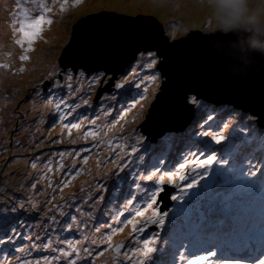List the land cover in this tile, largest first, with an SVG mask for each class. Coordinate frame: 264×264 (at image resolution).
<instances>
[{"label":"snow or ice","instance_id":"obj_1","mask_svg":"<svg viewBox=\"0 0 264 264\" xmlns=\"http://www.w3.org/2000/svg\"><path fill=\"white\" fill-rule=\"evenodd\" d=\"M75 2L79 3L80 0ZM6 3L7 0H0V5ZM67 3L68 0H63L60 11H64ZM38 7L42 12L51 10L44 3ZM215 7L217 17L221 18L233 6L220 0ZM19 23L24 40H17L16 43L22 45L27 41L30 46L28 50L31 51L42 25H51L53 21L41 14L27 21L21 19ZM217 39L231 41L236 37L221 36ZM205 50L214 62L196 73L193 86L185 88L181 96L185 107L193 106L188 109L193 113V118L182 128L161 132L155 140L133 129L121 152L111 157L113 168L104 173L103 182L98 181L82 198L87 203V210L69 198L64 205L57 206L60 208L59 216L63 218L60 219L50 209L45 212L47 202L43 207L31 202L29 211L44 213L41 222L44 238L36 233V240H33L31 235L21 234L16 226L6 220L0 226V246H3L0 264H9V258L13 256L16 257V264H40L41 260L50 264L57 259L55 255L32 256L33 250L49 248L52 253H59L65 258L75 253L76 259L69 260L68 264H77V260H81L82 264H93L91 258L103 255L104 249L94 251L87 246L88 242L91 245L107 244L114 253V264H264V155H256L258 150H264V117H259V123H245L246 120H254L255 114L233 106L224 110L228 115L225 121L219 118L223 113L200 90L224 75L246 78L259 73L264 76V55L253 53L243 58L235 50L227 47L216 50L209 44ZM137 56L140 58L138 64L143 62L148 69H156L147 76L149 81H157V73L168 76V59L159 47H137L134 59ZM20 59L27 60L28 57L21 56ZM78 67L74 66L71 71L67 66L63 69L53 68L48 73L49 83L46 86L38 85L34 94L46 101L45 107L54 106L58 118L64 119L68 114L64 109L74 111L81 104L92 107L89 103L91 91H84L80 87L85 80L88 90L102 88L111 81L116 91L99 97L101 103L94 110V119L90 123L95 124L101 115L110 116L113 110H117V105L119 119H124L127 90H119L124 89L127 79L119 82L112 78L107 69L85 68L77 72ZM74 81L76 87L73 86ZM141 83L137 82L135 87L139 89ZM78 92L81 93L80 103L67 104L64 97ZM144 92L147 93V87ZM146 98L145 95L140 96L141 100ZM133 103L139 101L133 99ZM214 115L218 118L214 119ZM115 123L118 120L113 122V127ZM80 126V123L71 124L72 128ZM252 145L256 147L252 148ZM116 146L121 147L119 144ZM59 155L64 156L65 153L60 152ZM31 167L35 169L36 163L33 162ZM112 177L115 179L109 185L107 181ZM38 182H32L30 188L35 189ZM121 182L126 186V195L125 188L119 187ZM117 190L120 195L114 197L113 193ZM113 199L118 201L115 211L109 207ZM167 200L176 204L167 206L165 210ZM24 207L21 203L20 208ZM65 207L69 209L68 212L64 211ZM130 207L136 210L131 212ZM12 210H16L15 205ZM92 210H99L101 215L106 213L108 217L103 223L98 218L93 223L94 233L101 234L99 240L86 233L82 237L76 236L74 240L67 237L53 240L52 232L59 236L62 231L79 233L82 226L87 228L93 219ZM148 210H151V214L143 219ZM125 213L128 215L125 216ZM118 223L131 225L132 239L127 244L121 242L113 247L112 235L122 231L114 226ZM149 225L154 228L146 232ZM102 229L109 232L103 233ZM161 231L166 233L163 237ZM24 240L29 243H22ZM57 242L69 245L71 251L55 247ZM82 242L85 243L83 248L75 246Z\"/></svg>","mask_w":264,"mask_h":264},{"label":"rangeland","instance_id":"obj_2","mask_svg":"<svg viewBox=\"0 0 264 264\" xmlns=\"http://www.w3.org/2000/svg\"><path fill=\"white\" fill-rule=\"evenodd\" d=\"M215 2L216 0H80L76 3L75 0H68L64 11H60L63 0H7L6 4L0 5V65H3L0 67V226H3L7 220L12 226H16L21 234L31 235L33 240H36V233H39L41 238L45 236L41 230L44 213L29 211L31 202H36L41 207L47 202L45 212L50 209L52 214L60 219L63 218L59 216L60 208L57 206L64 205L69 198L87 210V203L82 198L87 196L89 190L98 181L103 182L104 173L113 168L110 163L111 157L121 152L132 130L140 131L137 126L144 119L150 103L159 91L161 81L159 74L157 73L159 77L157 81H149L147 76L155 72V69H148L143 66V62L138 64L140 58L137 57L136 61L115 79L119 82L127 79L124 89L119 90L122 92L127 90L124 97L126 113L124 119H119L120 113L117 111L119 105H117V110H113L110 116L101 115L95 124L90 123L94 119V110L98 109L101 101L99 98L94 100L97 88L88 90L87 80L80 87L84 91H91L89 103L92 107L81 104V107L74 111L64 109L68 113L64 119L58 118L54 106L45 107L46 101L41 96L35 95L34 90L38 85L46 86L49 83L48 73L53 68L60 69L57 60L70 38L72 26L87 15H83V8L91 4L88 9L92 10L88 15L93 14L91 13L94 12L93 9L98 12L104 11L106 14L114 12L127 16H137L150 11L159 18L160 22H163L161 23L164 25L166 35L173 39L184 36L189 28L206 32L213 30L215 22L208 6L214 5ZM40 3L46 4L51 10L42 12L38 7ZM41 14L51 19L53 23L42 25V31L34 39L32 50L29 51L30 46L27 41L22 45L16 43L17 40H24L23 34L19 31V22L21 19L27 21ZM75 15L83 16L73 19ZM21 56H27L28 59L21 60ZM141 81V87L137 89L135 84ZM73 86H77L75 81ZM145 87L147 93L144 92ZM109 90L100 96L116 91L112 86ZM80 95L81 93L78 92L64 98L67 104L71 105L73 102L80 103ZM141 95L147 98L141 100ZM133 99L139 103H133ZM218 106L221 107L218 111L222 112L225 105ZM222 113L223 116L219 118L228 119L225 118L227 113H224V110ZM115 120H118V123L113 127ZM73 123H80L81 126L72 128ZM117 144L121 147H117ZM255 147L256 145H252V148ZM60 152H64L65 155L60 156ZM256 155H264V150H258ZM33 162L37 165L35 169L31 167ZM113 179L115 177L109 179L107 183L111 185ZM35 180L39 182L35 189H31L30 184ZM119 187L125 188L126 195V186L121 182ZM119 195V190L113 193L114 197ZM21 203L25 205L23 209L20 208ZM117 203L118 201L113 199L109 207L115 211ZM13 205L15 211L12 210ZM136 207L138 208L139 205ZM135 210L131 207L129 209L131 212ZM64 211L68 212L69 209L65 207ZM77 215L79 217V214ZM127 215L128 213H125V216ZM149 215L146 214L143 219ZM92 217L87 228L82 226V231L79 233L62 231L59 232V236L56 232L50 234L54 241H58L60 237L74 240L76 236L82 237L85 233L89 236L94 235L99 240L101 234L94 233L93 223L96 218L103 223L108 217L106 213L101 215L99 210H92ZM80 218L85 219V217ZM114 226L121 228L122 231L112 235L113 247L121 242L127 244L132 239L131 225L118 223ZM101 231L109 232L108 229ZM165 234L161 231L162 237ZM22 243L29 242L24 240ZM54 246L71 251L70 246L65 243L57 242ZM75 246L83 248L85 243ZM87 246L94 251L106 249L108 264H114V253L107 244L91 245L88 242ZM44 254L57 257L50 264H68L69 260L76 259L75 253L65 258L59 256V253H52L51 248L32 252V256ZM2 257L3 246H0V258ZM99 257L100 255L93 256L92 262L94 263L95 259L102 261ZM9 264H16L15 256L9 258ZM40 264H45V261L41 260ZM77 264H82V261L77 260Z\"/></svg>","mask_w":264,"mask_h":264},{"label":"water","instance_id":"obj_3","mask_svg":"<svg viewBox=\"0 0 264 264\" xmlns=\"http://www.w3.org/2000/svg\"><path fill=\"white\" fill-rule=\"evenodd\" d=\"M210 33L212 31L190 30L184 36L170 39L164 25L152 15L127 16L102 11L83 16L73 24L70 38L57 64L60 69L67 66L70 71L74 66H80L77 71L85 68L101 71L107 69L112 78L116 79L136 61L138 56L134 59V53L137 47H159L168 59V76L158 73L161 80L159 91L137 126L142 134L155 140L161 132L182 128L193 118V113L188 110L193 106L185 107L181 96L185 88L193 86L196 73L214 62L205 50L207 44L216 50H224L225 47L235 50L243 58L253 53L264 55V52L250 48L248 33ZM221 36H235L236 39H217ZM111 86L110 81L108 85L98 87L94 100L110 91ZM200 90L214 105L238 106L249 114H255L256 123L260 122L259 117H264V76L259 73L246 78L224 75ZM173 204V201L167 200L165 210ZM153 228L148 227L149 230Z\"/></svg>","mask_w":264,"mask_h":264},{"label":"clouds","instance_id":"obj_4","mask_svg":"<svg viewBox=\"0 0 264 264\" xmlns=\"http://www.w3.org/2000/svg\"><path fill=\"white\" fill-rule=\"evenodd\" d=\"M218 2L220 0L208 6L215 22L210 34L220 32L226 35L242 31L250 34L249 46L252 50L264 52V0H223L233 7H230L221 18L216 14L215 5Z\"/></svg>","mask_w":264,"mask_h":264},{"label":"trees","instance_id":"obj_5","mask_svg":"<svg viewBox=\"0 0 264 264\" xmlns=\"http://www.w3.org/2000/svg\"><path fill=\"white\" fill-rule=\"evenodd\" d=\"M93 11L94 12H91V13H98V11L97 10H94L93 9ZM89 13H87V15H88ZM144 14H151L152 16H154V17H156L158 20H159V18L154 14V13H152V12H146V13H144ZM160 21V20H159ZM162 22V21H161ZM163 23V22H162ZM190 30H198V29H192V28H189V29H187L186 30V32H188V31H190ZM202 31H204V30H202ZM181 37V36H180ZM213 106H215L217 109H219V108H221V107H219L218 105H214L213 104ZM230 108H232L231 106H225L224 107V109L223 110H225V109H230ZM223 110H222V112H223ZM224 113H226V112H224ZM217 117L214 115V119H216ZM225 118H228V115L227 116H225ZM143 120V119H142ZM225 120H227V119H225ZM211 123V122H210ZM245 123H248V124H251V123H256L255 122V120H252V121H248V120H246L245 121ZM1 174V173H0ZM175 205V204H174ZM147 215H149V214H151V210H148L147 211V213H146ZM166 223H167V220H166ZM152 230H148V229H146V232H151ZM99 258H102V261H98V259H95V262L93 263V264H108V258H107V250L105 249V251L103 252V255H100V257Z\"/></svg>","mask_w":264,"mask_h":264},{"label":"bare ground","instance_id":"obj_6","mask_svg":"<svg viewBox=\"0 0 264 264\" xmlns=\"http://www.w3.org/2000/svg\"><path fill=\"white\" fill-rule=\"evenodd\" d=\"M91 4H89V5H87L85 8H83V15H86L89 11H91L92 9H88V7L90 6ZM83 15H78V16H76L75 15V17L73 18V19H77V18H79V17H81V16H83ZM2 77H6L5 75H1Z\"/></svg>","mask_w":264,"mask_h":264},{"label":"flooded vegetation","instance_id":"obj_7","mask_svg":"<svg viewBox=\"0 0 264 264\" xmlns=\"http://www.w3.org/2000/svg\"><path fill=\"white\" fill-rule=\"evenodd\" d=\"M78 71H79V70H78ZM78 71H77V72H78Z\"/></svg>","mask_w":264,"mask_h":264}]
</instances>
